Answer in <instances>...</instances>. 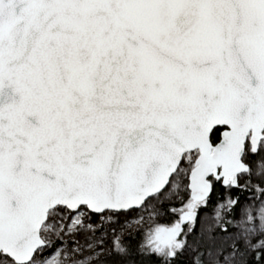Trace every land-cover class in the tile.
<instances>
[{
	"label": "snow or ice",
	"instance_id": "snow-or-ice-1",
	"mask_svg": "<svg viewBox=\"0 0 264 264\" xmlns=\"http://www.w3.org/2000/svg\"><path fill=\"white\" fill-rule=\"evenodd\" d=\"M0 264H264V0H0Z\"/></svg>",
	"mask_w": 264,
	"mask_h": 264
}]
</instances>
